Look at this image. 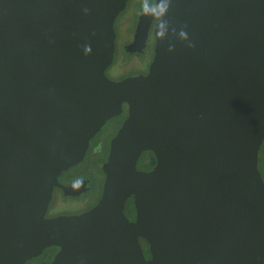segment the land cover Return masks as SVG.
<instances>
[{
  "label": "water",
  "instance_id": "obj_1",
  "mask_svg": "<svg viewBox=\"0 0 264 264\" xmlns=\"http://www.w3.org/2000/svg\"><path fill=\"white\" fill-rule=\"evenodd\" d=\"M127 2L0 0V264L55 243L54 264H264V0H156L126 46L141 51L158 18L148 73L113 80ZM124 101L99 202L44 219L61 172Z\"/></svg>",
  "mask_w": 264,
  "mask_h": 264
},
{
  "label": "flooded vegetation",
  "instance_id": "obj_2",
  "mask_svg": "<svg viewBox=\"0 0 264 264\" xmlns=\"http://www.w3.org/2000/svg\"><path fill=\"white\" fill-rule=\"evenodd\" d=\"M145 3L151 7H156V0H128L126 8L119 13L115 20L116 47L113 63L106 69V74L113 71V75H108L113 80H122L128 76L147 74L155 56V24L158 18H154L150 25L145 46L141 51L131 52L126 50V46L134 41L137 24L141 10ZM126 30V32L124 31ZM138 59L136 72L126 73L128 69L122 67L121 70L116 65L118 57ZM130 109L128 102L122 103L120 111L108 117L97 133L90 139L85 157L79 163L65 169L58 177V184L53 188L52 197L44 213V219L50 220L62 216L80 215L91 210L101 199L104 192L106 173L104 163L108 160L113 140L116 138L120 129L129 117ZM260 162L264 165V142L260 150ZM156 164L155 154L150 150L141 153L137 168L149 171ZM67 193L65 188L69 186ZM124 212L131 219H136V208L134 196L131 195L125 202ZM42 233H46L43 230ZM73 231L66 228H57V234L62 238L72 235ZM143 245L145 256L151 257L149 244L144 238H140ZM62 250L59 243L45 246L42 251L32 257L27 258L22 264H54L56 256Z\"/></svg>",
  "mask_w": 264,
  "mask_h": 264
},
{
  "label": "rangeland",
  "instance_id": "obj_3",
  "mask_svg": "<svg viewBox=\"0 0 264 264\" xmlns=\"http://www.w3.org/2000/svg\"><path fill=\"white\" fill-rule=\"evenodd\" d=\"M124 31L126 32V30L124 29ZM117 62H119V63H121V65L122 66H120V65H116V68L117 69H120L121 70V68L122 67H124V68H127V66H128V69L125 71V74L126 73H134V72H136L137 70H136V66L138 65V63H139V60L138 59H134V60H131L130 58H121L120 56L117 58ZM107 74L109 75H113L114 73H113V71H108L107 72ZM260 169H261V171H262V174H263V176H264V165H263V163L262 162H260Z\"/></svg>",
  "mask_w": 264,
  "mask_h": 264
},
{
  "label": "clouds",
  "instance_id": "obj_4",
  "mask_svg": "<svg viewBox=\"0 0 264 264\" xmlns=\"http://www.w3.org/2000/svg\"><path fill=\"white\" fill-rule=\"evenodd\" d=\"M143 11H144L145 14H149L150 12L151 13H155L157 11V8L156 7H151L148 3H145ZM166 11H167V4L166 3H162L161 5H159V13L161 15L166 13ZM159 34L163 37L165 33L164 32H160ZM182 35H183V33H182Z\"/></svg>",
  "mask_w": 264,
  "mask_h": 264
}]
</instances>
